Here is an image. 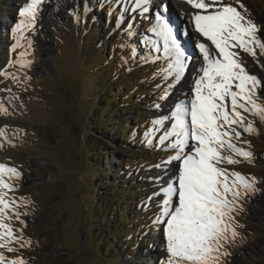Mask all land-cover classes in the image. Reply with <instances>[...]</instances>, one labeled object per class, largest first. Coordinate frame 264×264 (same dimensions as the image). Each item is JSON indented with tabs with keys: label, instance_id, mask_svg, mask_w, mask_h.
I'll list each match as a JSON object with an SVG mask.
<instances>
[{
	"label": "rangeland",
	"instance_id": "rangeland-1",
	"mask_svg": "<svg viewBox=\"0 0 264 264\" xmlns=\"http://www.w3.org/2000/svg\"><path fill=\"white\" fill-rule=\"evenodd\" d=\"M0 1L6 2L5 9H0V72L9 73L0 74V89H11L0 91V105L7 110L0 111V129L6 132V138L0 137V164L20 173L19 178L9 180L5 174L4 179L14 186L9 196L17 201V211L25 213L19 221H11L15 235L22 236V242L30 241L23 248L13 244L17 251H5V255L20 257L26 264H161L167 252L163 225L154 223L162 199L157 193L162 183L173 182L168 179L173 173L168 172L171 166L165 170L155 165L171 154L159 143L170 122L156 126L155 131L151 122L168 115L186 90H175L178 83L167 99H161L172 81L159 75L166 63L163 41L150 31L155 22L152 5L150 11L142 12L129 7L132 0H66L73 5L68 10L65 0H43L35 31H26V39H20L13 51L19 34L12 29L21 19L19 9L29 0ZM223 2L242 13L246 9L258 35L264 33V0H239L243 9L236 0ZM91 10L96 17L92 16L96 20L93 28L89 26ZM187 29L188 47L195 50L196 41L204 40L194 38L188 25ZM88 35L93 46L83 47ZM153 46H159L160 52ZM139 50H145L146 56ZM104 51L108 53L103 55ZM22 52L26 53L23 60L31 62L28 66L16 63ZM101 56H106L107 62L101 63ZM195 58L193 55L186 66L191 77ZM242 58L246 67L251 65L252 73L264 80V68L260 67L264 56L259 50L256 59L248 54ZM188 80L185 75L180 83ZM260 102L264 104V95ZM244 115L254 123L255 131L241 130V140L250 141V146H239L253 155L250 161L237 157L240 163L223 166L255 177L257 183L233 213L238 235L224 243L221 251L228 255L221 257V264H264V123L249 113ZM109 123L115 127L112 138L124 132L131 135L112 141L107 135L110 132L104 130ZM92 126L97 130H91ZM88 137L104 145L101 154L109 158L106 165L110 167L111 161L115 172L110 183L126 188L117 195L122 203L117 200L116 206L123 201L131 203L124 211H112L109 205L110 210L102 212L101 225L112 221L110 229L103 232H97L90 218L93 191L89 184L96 170L89 163ZM134 141L140 146L132 145ZM99 197L103 204L108 200L106 193ZM117 211L125 215L120 217H132L126 225L116 217ZM100 237L111 247L107 253L101 251Z\"/></svg>",
	"mask_w": 264,
	"mask_h": 264
},
{
	"label": "snow or ice",
	"instance_id": "snow-or-ice-1",
	"mask_svg": "<svg viewBox=\"0 0 264 264\" xmlns=\"http://www.w3.org/2000/svg\"><path fill=\"white\" fill-rule=\"evenodd\" d=\"M133 2V11L149 10L144 7L149 0ZM236 2L239 4V0ZM42 3L43 0H29L19 9L21 19L12 29L19 34L13 51L20 39H26V31H35ZM187 4L191 6L189 19L194 31L204 38L195 43L201 61L186 82L187 91L182 92L184 98L173 104L168 115L151 122L153 131L156 126L170 122L159 137V143L171 154L155 167L167 170L176 162L175 180L162 183L157 193L162 199L154 223L163 225L166 238L167 256L161 264H221V257L228 255L221 251L224 243L238 235L233 213L239 201L255 191L257 183L255 177H246L223 165L240 163L237 157L250 161L253 155L239 146H250V141L241 140L242 131L249 134L255 131L254 123L247 121L244 114L249 113L264 123V104L260 102L264 80L253 74L251 65L246 67L242 58V54H248L256 59L257 50L264 56V33L258 35L259 29L247 18L246 9L242 13L223 0H187ZM239 7L243 9L244 6L239 4ZM155 20L150 31L162 39L166 63L159 75L164 81H172L161 96L167 99L172 94L170 90L184 79L191 58L177 43L163 11ZM31 43L29 40V46ZM153 47L160 52L159 46ZM25 55L20 53L21 60L16 62L21 67L31 63L23 60ZM9 64L11 66L12 62ZM0 74L9 75L7 72ZM12 79L18 78L12 76ZM155 107L160 108V105ZM0 111L7 110L0 105ZM0 137L6 138L2 129ZM5 174L9 180L20 176L16 168L0 164V264H26L20 257L10 259L5 255V251H17L13 244L21 248L30 244V241L22 242V236H16L11 225L13 218L19 221L25 213L17 211V201L9 196L15 189L4 179Z\"/></svg>",
	"mask_w": 264,
	"mask_h": 264
},
{
	"label": "trees",
	"instance_id": "trees-1",
	"mask_svg": "<svg viewBox=\"0 0 264 264\" xmlns=\"http://www.w3.org/2000/svg\"><path fill=\"white\" fill-rule=\"evenodd\" d=\"M3 5H6V2L5 1H0V9H5V7ZM91 9H93V7H91ZM88 16H89V19H90V22H91L89 26L91 28H93L94 25L96 24L94 22L96 20H94V21L92 20V16L94 17V19H96V17L94 16L93 10H91V12L89 13ZM85 38H86L85 39L86 42H82L83 47H85V44H87L89 46H93V43H91V37H90V35L86 36ZM114 42H118V39H116V41H114ZM121 47H123V46H121ZM113 50H115V51L117 50V53H118L119 56L122 55L119 52V49L114 48ZM107 53L108 52H106V54ZM106 54H105V51H104L103 55H106ZM102 59L103 60H102L101 63H104L107 60V57L106 56L104 58L102 57ZM90 129L91 130L92 129L93 130H97V127L96 126H92V127H90ZM104 130H105V133L106 134L108 132H110L107 135L114 142H118L120 139L122 140L123 139V136L124 137H128V136L131 135V133H127V135H126V132H124L123 134H121L122 136L121 135L120 136H117L116 135V136H114L112 138L111 135H112L113 130H115V127H113L111 123L107 124L106 125V128ZM127 140H129V139H127ZM97 142L98 141L91 139V137H88L87 138V141H86V146H87V149H88L87 152H88L89 163L91 161V164L90 165H92L94 167V169L96 170L95 176H94L93 180L91 181L92 184H89V185H91L92 191H93V193H92L93 195H90L89 208H90V218L92 219V223L95 224L94 228H97V230H98L97 232H103V230L105 228H107L108 230L110 229V227H108V225L110 223H112V221H110V222L108 221V222H105L104 224H102L104 226V228H103L102 225H101L102 222L100 221V218L102 216V212L105 211V210H107V209H109V205H111L110 209L113 207L114 210H112V211L118 210L120 208H122L123 211H124L125 206H128L129 207L131 203L129 201H123V204L122 205H119V206L117 205L116 206V201L117 200L119 201V203H122V199H117V195L120 194V193H123V190H125L126 188L123 187V184H119L117 182L116 183H110L111 181H113V176L115 175V172L112 173V170H114V167L112 166V164H111L112 162L111 161H110V164H109L110 167H108L106 165V162L108 161L109 158H105L107 156L104 157L101 154V151L103 150V149L101 150V148H103L104 145L102 143H100L98 145ZM134 143L135 144H132V145L136 146V144H137L138 146H140V144L139 143H136V141H134ZM89 145H93L92 146L93 148H90ZM130 163L131 162L129 161L126 164V166H130ZM112 185L114 187H112ZM130 186L132 188L133 185L130 183L129 187ZM109 187H112V190L109 191L108 190ZM104 193H106V195L108 196V200L106 201L105 204L101 203V200L102 199H100V197H99L100 194H104ZM106 204H107V206H106ZM120 212H122V211H119V213L117 211L118 216H116V217L117 218L119 217L121 219V221H123V223L126 225V222H128V220H130L132 217H130V216L128 217V215H126L125 218L120 217V216H125L124 213H122L120 215ZM145 214H147V213H145ZM138 220H141V219H138ZM98 225L100 227H98ZM128 232H132V230H130ZM99 240L101 242V251L103 250V252L107 253L111 249L110 245H108V244L106 246L104 245L105 244V240H103V237H100ZM137 256H134L133 258L138 259Z\"/></svg>",
	"mask_w": 264,
	"mask_h": 264
},
{
	"label": "bare ground",
	"instance_id": "bare-ground-1",
	"mask_svg": "<svg viewBox=\"0 0 264 264\" xmlns=\"http://www.w3.org/2000/svg\"><path fill=\"white\" fill-rule=\"evenodd\" d=\"M172 1L178 3L176 9H180L181 12H182V17L181 18L177 17L176 21H174L172 19V16L170 15L171 11H169V9L167 8V5L165 4L166 0H149V3L147 5H144V7H147L148 9H150V6L154 5V7L158 8V9L154 10L155 11V14H154L155 17L157 16L158 13L163 11L165 18L170 22L171 26H174V23H178L176 25V29L177 30H174V35L176 37V40H177V42H180L181 46L185 49V51L188 53V55L190 56L191 59H193V55L196 57L195 58V62H196L197 65H199V63L201 61V55H200L199 50L197 48H194L195 50L189 49V47H188V43H189L188 41L189 40L187 39V33L185 32V28L186 27H184V26L188 25L189 31L191 30L194 38H199L200 40H204V38L199 37L198 34L195 33L193 23L189 19V13H190V11H192L191 10V6L189 4H187V0H172ZM64 5H65L64 7L67 8L68 10L73 6L71 2H66V0L64 2ZM130 6H132L134 8L133 0L129 3V7ZM172 9L174 11H176L175 8L172 7ZM197 65H194L193 67L191 66L190 69L192 68L193 71L195 72V69H196ZM186 78L187 79L191 78L189 73L186 74ZM183 83L184 82L179 83L176 86L175 90H177L178 88H183V89H185L187 91V87L188 86L185 85L186 82L184 84ZM174 166H175V163H173L171 165V168L174 167ZM171 168L168 169V172L169 173H173V174H170V176H168V179L171 177V179H169V181L170 180L174 181L175 180V175H174L175 171L173 172Z\"/></svg>",
	"mask_w": 264,
	"mask_h": 264
}]
</instances>
